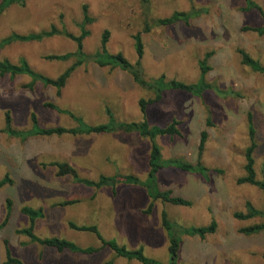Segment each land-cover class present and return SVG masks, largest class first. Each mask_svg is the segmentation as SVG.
<instances>
[{
  "label": "rangeland",
  "instance_id": "obj_1",
  "mask_svg": "<svg viewBox=\"0 0 264 264\" xmlns=\"http://www.w3.org/2000/svg\"><path fill=\"white\" fill-rule=\"evenodd\" d=\"M0 0V60L17 64L26 60L36 72L57 79L73 63L47 61L49 55H65L76 50L74 41L53 36L42 41H12L14 35H31L56 27L79 36L83 6L93 23L84 41V52L95 55L101 48L105 31L110 33L109 54L121 53L132 64L139 61L134 36L140 35L144 48L141 60L143 76L153 83L177 80L195 84L202 79L200 63L207 55L210 71L209 90L202 97L185 92H164L163 99L148 106L146 115L140 101L155 94L137 85L130 74L111 70L93 62L77 68L67 80L61 95L53 87L36 82L33 90L24 86L32 81L26 75L0 76V181L6 175L13 180L0 189V224L8 214V224L0 230V264L6 261L4 242L8 241L14 258L24 264H140L119 258L109 248L93 255L59 253L53 248L32 243L18 231L31 225L22 208L43 209L44 218L35 223L34 232L41 238H61L81 248H101L98 237L79 232L69 224L96 226L105 240H115L129 250L143 247L147 257L169 264V240L161 224L165 211L171 222L186 227H206L217 223L215 234L205 239L182 238L179 264H264V232L246 236L241 228L261 224L262 218L240 221L237 212H246V204L264 210V192L255 186L239 184L244 173L245 152L250 145L248 114L253 115L257 149L255 170L264 180V74L242 65L239 50L264 65V35L244 32V27H262L264 19L256 10L245 11V0H25L7 3ZM264 10V0H253ZM200 12L187 24L155 26L158 19L175 12ZM146 24L150 30L145 32ZM52 103L97 126L110 123V110L116 122L137 123L145 118L151 126L167 127L178 121L181 136H161L156 143L163 161L171 159L202 164L210 169V181L199 175L165 168L158 174L162 191L192 202L190 207L157 202L146 214L150 199L145 189L117 185L100 189L77 183L71 175L59 176L52 163L68 164L81 179L98 181L101 176H135L145 180L152 148L150 139L137 133H105L90 136H33L26 140L5 133L6 114L12 128L28 131L36 115L40 128L78 127L67 114L45 107ZM210 121V125L207 124ZM207 142L200 158L201 134ZM200 158V159H199ZM78 201L60 207L65 201Z\"/></svg>",
  "mask_w": 264,
  "mask_h": 264
},
{
  "label": "trees",
  "instance_id": "obj_2",
  "mask_svg": "<svg viewBox=\"0 0 264 264\" xmlns=\"http://www.w3.org/2000/svg\"><path fill=\"white\" fill-rule=\"evenodd\" d=\"M25 0H9L4 1L7 3H18L22 4ZM145 4H148V0H142ZM246 7L245 11L256 10L260 13V15L264 19V10L261 6L255 3L253 0H245ZM88 5L83 6V21L79 24L81 28V33L79 36H75L66 31H59L56 27H52L50 31H45L39 34H31V35H14L6 39L3 43V46L10 44L12 41H21V42H29V41H42L46 38H50L53 36H63L69 40H72L76 44V50L73 53L65 54V55H49L46 56L45 59L47 61H68L74 59V63L57 79H50L45 77L39 73H36L28 64L26 60H21L19 63L14 64L8 60H0V76H10L12 78L26 75L32 78V81L25 85L24 87L29 90H33L36 82H41L45 87H53L57 90V94L60 96L62 89L65 87L67 80L70 78L72 73L83 64L87 62H93L98 64L101 67H109L111 70L119 69L131 75L133 81L139 85L143 89H147L155 94V97L149 101L141 100L140 108L144 115H146V111L149 105L160 102L164 97V92L166 90L169 91H180L190 94L195 97H202L206 91L213 90L220 93V90L213 85L206 83L205 75L210 71V67L207 62L210 58V54L205 57V59L200 63V69L202 73V79L195 84H186L183 82H179L177 80H172L168 83L164 84V78H160V81H156L150 83L145 80L142 71L141 60L144 55L143 43L141 40V36L135 35V49L139 56V61L136 64L130 63L121 53L118 54H109L107 50V44L109 41L110 33L105 31L102 36L101 48L95 55H87L84 52V41L90 35L87 30V26L93 23V20L90 18L88 13ZM1 11V7H0ZM200 12L190 11V12H175L169 18L158 19L154 22L155 26H170L176 23L183 22L187 24L191 19L198 17ZM150 25L146 24L145 32L150 30ZM244 32H255L260 36L264 35V25L262 27H244ZM238 53L241 56L242 65L250 68L253 72L264 74V65L260 62L251 58V56L243 50H239ZM46 108L54 110L58 113L67 114L71 117L75 122L78 123L77 128L66 129L62 127L55 128H40L38 125V119L36 115H32L33 128L28 131H16L12 128V118L10 113L6 114V128L4 130L5 133H8L10 136L22 138V140H26L29 137L33 136H63V135H74V136H90L94 134H105V133H122V134H133L137 133L143 139H150L152 142V148L148 160L149 172L148 176L145 180H141L135 176H124V177H108L101 176L98 181H90L86 179H81L77 172L70 167L68 164L63 163H52L51 166H54L58 169L59 176H67L71 175L77 183L85 184L89 187H94L97 189L108 187L113 189V193H115V189L117 185L123 184L127 186H137L145 189L147 196L150 199L149 205L146 209V214H151L155 208V204L157 202H162L166 204H170L173 206H181V207H190L192 206V202L186 200L182 197L175 196L173 191L166 190L162 191L158 186V174L161 170L165 168H172L175 170H179L181 172L199 175L204 178L207 182L210 181L211 170L205 167L202 162L199 160L197 164H191L187 162H183L177 159H171L168 161H163L161 149L156 143V139L161 136H181L178 130V121H173L167 127H158L151 126L147 119L145 118L141 122L137 123H122L116 122L112 116L110 110H107L110 115V123L90 126L85 124L80 118L75 115L61 110L59 107L55 106L52 103L45 104ZM248 123H249V138L250 145L246 149L245 152V166L244 173L245 175L238 180L239 184H248L251 186H255L264 192V180H258L257 174L255 170V151L257 149L256 142V131L254 127L253 115L248 114ZM207 124L210 125V121H207ZM207 132L203 131L201 134V140L199 144V152L200 158L204 152L205 145L207 142ZM199 158V159H200ZM8 184H13V180L6 175L5 178L0 181V189ZM78 201H65L59 203L58 206L66 207L70 205L76 204ZM12 207V202L7 200V209L8 214L5 221L0 224V230H2L7 224L10 216V211ZM22 213L30 218L31 225L28 228L22 229L18 231L19 235L27 236L31 239L32 243H37L43 247L53 248L59 253H63L69 251L73 254H81V255H93L97 252H100L103 248L111 249L117 257L124 258L128 261H136L140 264H162L157 260L151 259L147 257L144 253L143 247H140L136 250H129L126 246H121L115 240H105L99 233L98 228L96 226H78L74 223H70L69 226L71 229L79 231V232H89L95 234L101 242V248H81L65 239L53 237V238H41L37 236L34 232L35 223L37 220L44 218L43 209L40 208L38 210L24 207L22 208ZM234 218L240 221L252 220L255 218H262L263 222L261 224H256L253 226L241 228L239 232L246 236L258 235L261 232H264V210H259L255 208L251 203L246 204V212H237L234 214ZM161 224L164 231L167 234L169 240V253H170V261L169 264H179V251L182 244V238L184 236L188 237H199L201 239H205L208 235L215 234L217 230V223L213 221L209 226L206 227H186L182 225L175 224L171 222L167 213L164 211L161 217ZM8 241L4 242L6 249V261L4 264H24L21 260L14 258L11 250L8 245ZM264 259V253H263Z\"/></svg>",
  "mask_w": 264,
  "mask_h": 264
}]
</instances>
